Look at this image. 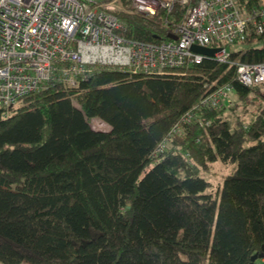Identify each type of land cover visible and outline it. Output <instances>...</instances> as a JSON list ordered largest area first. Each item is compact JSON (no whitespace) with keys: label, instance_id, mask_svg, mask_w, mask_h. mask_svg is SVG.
I'll return each instance as SVG.
<instances>
[{"label":"trees","instance_id":"1","mask_svg":"<svg viewBox=\"0 0 264 264\" xmlns=\"http://www.w3.org/2000/svg\"><path fill=\"white\" fill-rule=\"evenodd\" d=\"M181 15L122 19L127 36L159 43ZM240 62H264V33L233 44L228 62L99 69L0 108V262L264 264V85L240 82ZM229 83L263 100L250 121L231 105L195 108ZM217 161L236 168L215 189L201 172Z\"/></svg>","mask_w":264,"mask_h":264},{"label":"built area","instance_id":"2","mask_svg":"<svg viewBox=\"0 0 264 264\" xmlns=\"http://www.w3.org/2000/svg\"><path fill=\"white\" fill-rule=\"evenodd\" d=\"M247 1L0 0V108L8 111L55 84L76 86L99 69L156 73L201 63L209 56L193 51L195 44L218 48L210 58L228 62L233 44L246 40L251 30L264 33V7ZM176 6L182 15L166 39L154 43L126 35L123 14L156 18ZM237 72L246 86L264 85V62L237 63ZM234 94L232 84L222 85L195 108L230 106ZM181 130L178 123L170 135Z\"/></svg>","mask_w":264,"mask_h":264},{"label":"rangeland","instance_id":"3","mask_svg":"<svg viewBox=\"0 0 264 264\" xmlns=\"http://www.w3.org/2000/svg\"><path fill=\"white\" fill-rule=\"evenodd\" d=\"M259 92L264 95V88H261ZM257 95L258 94H256V96ZM262 101L263 100L260 98H250L248 101H243L240 100L235 93L233 95L232 105L227 108V114L232 115V117L240 116L245 121H250L251 116L256 112L258 105L262 103ZM90 122L93 128L97 130H110V125L97 117L92 118ZM235 168L236 163L225 164L221 161H217L211 166L209 170L202 171L201 174L204 178L208 179L213 184V188L216 189L219 185L223 183L224 179L228 175L234 172ZM0 264L4 263L0 262Z\"/></svg>","mask_w":264,"mask_h":264},{"label":"water","instance_id":"4","mask_svg":"<svg viewBox=\"0 0 264 264\" xmlns=\"http://www.w3.org/2000/svg\"><path fill=\"white\" fill-rule=\"evenodd\" d=\"M176 38V37H174ZM192 50L197 52V53H200V54H203L205 56H214L215 53L219 50L218 48H209V47H204V46H200V45H193L192 46ZM258 258V255H255L252 257V262H254L256 259ZM253 264V263H251Z\"/></svg>","mask_w":264,"mask_h":264}]
</instances>
